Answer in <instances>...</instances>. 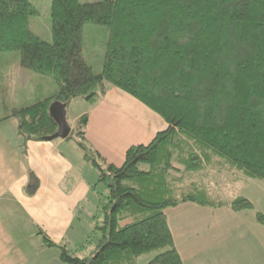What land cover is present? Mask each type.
<instances>
[{
	"label": "trees",
	"instance_id": "obj_1",
	"mask_svg": "<svg viewBox=\"0 0 264 264\" xmlns=\"http://www.w3.org/2000/svg\"><path fill=\"white\" fill-rule=\"evenodd\" d=\"M38 14L31 0H0V53L19 51L21 66L48 91L24 107L0 104V121L17 118L24 143L58 131L53 102L93 105L110 87L167 123L117 165L89 144V114L77 118L68 138L108 189L93 214L100 236L84 257L45 235L47 245L59 247L66 264H135L151 252L147 264H184L165 210L189 201L225 205L213 189L218 174L264 183V0H52L51 41L31 29ZM91 24L109 29L100 71L84 56ZM230 206L255 210L242 195Z\"/></svg>",
	"mask_w": 264,
	"mask_h": 264
},
{
	"label": "crops",
	"instance_id": "obj_2",
	"mask_svg": "<svg viewBox=\"0 0 264 264\" xmlns=\"http://www.w3.org/2000/svg\"><path fill=\"white\" fill-rule=\"evenodd\" d=\"M31 1L39 10L37 16L50 2L51 14L52 0ZM10 62L3 60L2 85ZM19 67L27 80L42 81V76L24 72L21 63ZM38 84L36 89L41 90ZM91 106L68 123L73 129L77 118L88 113L89 144L117 165L124 162L131 145L148 143L167 127L157 112L117 87H110L101 103ZM19 127L17 118L0 121V264H66L61 249L48 246L45 235L68 246L79 221L81 199L91 187L83 171L76 169L74 156L82 153L87 160L74 139L24 143ZM213 189L225 205L189 201L165 210L184 264H264V223L256 216V211L264 214V183L241 174H218ZM237 195L250 199L255 210L232 209L230 202ZM90 225L93 228V216Z\"/></svg>",
	"mask_w": 264,
	"mask_h": 264
},
{
	"label": "rangeland",
	"instance_id": "obj_3",
	"mask_svg": "<svg viewBox=\"0 0 264 264\" xmlns=\"http://www.w3.org/2000/svg\"><path fill=\"white\" fill-rule=\"evenodd\" d=\"M86 2H99L103 0H83ZM45 2V0H42ZM50 2L48 3L47 9L44 4L41 8V16H34L31 19V28L37 30L41 33L47 41H51L52 37V17L49 10ZM46 9V10H45ZM108 27L103 25H87L84 31V56L90 62L95 71H100L102 69L103 57L106 51L107 43V34ZM4 56V57H3ZM2 57V58H1ZM11 59L10 67L6 72L7 76H3L4 84H1L0 79V104L2 100H5L9 107H24L35 102V93L43 94L47 90H37V82L33 79H26L25 76L20 74V52L19 51H9L0 53V74L4 71L3 60ZM24 72L29 70L24 69ZM34 73L32 71H29ZM30 73V74H31ZM102 98L98 100L96 104L91 106L92 108L96 107L98 103H101ZM90 102L82 98L73 99L67 106V120L69 123H72V119L82 113L87 109ZM92 105V104H91ZM80 152V151H78ZM80 156H74L76 162V169L83 171V177L91 183L87 192V197H83V203L79 210V221L77 225L71 232L70 242L68 246L72 249V253L75 256H88L96 248L98 239L96 238L99 235V232H94V227L90 228V222L93 214L97 213V204L99 199V193L107 195V187L99 183V169L96 165L89 161H84L81 154ZM80 175V173H79ZM223 199H228V194H223ZM88 199V200H87ZM100 236V235H99ZM81 244H85L81 246ZM155 255V252H151L141 256L137 263L135 264H147L152 257Z\"/></svg>",
	"mask_w": 264,
	"mask_h": 264
},
{
	"label": "water",
	"instance_id": "obj_4",
	"mask_svg": "<svg viewBox=\"0 0 264 264\" xmlns=\"http://www.w3.org/2000/svg\"><path fill=\"white\" fill-rule=\"evenodd\" d=\"M50 113L58 124V131L53 135L45 137V140L68 138L71 134L72 128L67 120V106L60 101H55L50 106Z\"/></svg>",
	"mask_w": 264,
	"mask_h": 264
}]
</instances>
